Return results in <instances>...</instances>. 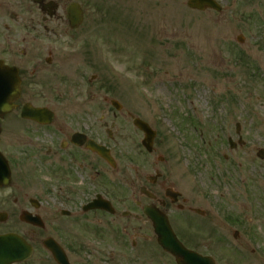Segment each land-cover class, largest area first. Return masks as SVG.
Masks as SVG:
<instances>
[{
    "label": "flooded vegetation",
    "instance_id": "flooded-vegetation-1",
    "mask_svg": "<svg viewBox=\"0 0 264 264\" xmlns=\"http://www.w3.org/2000/svg\"><path fill=\"white\" fill-rule=\"evenodd\" d=\"M152 1L0 0V59L20 88L0 118L9 170L0 234L17 235L27 253L13 264H59L61 254L68 264H178L157 244L156 214L185 249L213 259L193 264H264L252 226L264 219L262 185L204 177L161 122L126 107L139 102L133 82L130 93L108 80L109 42L132 56L124 46ZM109 23L120 33L109 34ZM25 106L39 109L35 118L22 116Z\"/></svg>",
    "mask_w": 264,
    "mask_h": 264
},
{
    "label": "rangeland",
    "instance_id": "rangeland-1",
    "mask_svg": "<svg viewBox=\"0 0 264 264\" xmlns=\"http://www.w3.org/2000/svg\"><path fill=\"white\" fill-rule=\"evenodd\" d=\"M219 1L220 13H188L186 0H153L140 10L138 37L124 46L134 48L133 69L127 71L131 62L109 42L108 78L121 80L129 92L133 82L139 102L126 107L161 122L204 177H250L264 189V160L255 156L264 149V0ZM187 17L196 23L186 24ZM118 32L108 26L112 36ZM239 34L243 43L236 42ZM235 123L244 144L230 149L228 136L237 140ZM252 226L264 250V219Z\"/></svg>",
    "mask_w": 264,
    "mask_h": 264
},
{
    "label": "water",
    "instance_id": "water-1",
    "mask_svg": "<svg viewBox=\"0 0 264 264\" xmlns=\"http://www.w3.org/2000/svg\"><path fill=\"white\" fill-rule=\"evenodd\" d=\"M187 5L191 8H196L199 10H203L207 7L219 10V7L213 0H188ZM238 40L242 41L243 39L242 37H238ZM17 90L18 88L14 75L10 70L2 66L0 62V116H2L11 108L9 102L14 96H16L18 92ZM257 156L261 159H264V150L259 149ZM5 172L6 169L4 167V162L0 158V186L4 184ZM161 226L162 230H157V234L159 236L158 242L166 251L172 253L177 261H184V259L189 257L188 251L184 250L180 246L171 247L169 243V234L167 233V226L164 222L160 221L159 224H157V228L159 229ZM0 239L2 240L1 245L6 246L10 250L9 252H6V248L0 249V264H6L10 261L18 260L23 257V255H21V248L18 244H15L12 240H7L4 236H1Z\"/></svg>",
    "mask_w": 264,
    "mask_h": 264
},
{
    "label": "bare ground",
    "instance_id": "bare-ground-1",
    "mask_svg": "<svg viewBox=\"0 0 264 264\" xmlns=\"http://www.w3.org/2000/svg\"><path fill=\"white\" fill-rule=\"evenodd\" d=\"M184 74V73H183ZM185 75V74H184Z\"/></svg>",
    "mask_w": 264,
    "mask_h": 264
}]
</instances>
